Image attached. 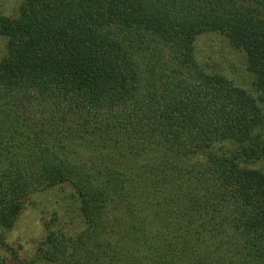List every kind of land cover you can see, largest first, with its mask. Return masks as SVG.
I'll list each match as a JSON object with an SVG mask.
<instances>
[{
	"label": "trees",
	"instance_id": "16d2710c",
	"mask_svg": "<svg viewBox=\"0 0 264 264\" xmlns=\"http://www.w3.org/2000/svg\"><path fill=\"white\" fill-rule=\"evenodd\" d=\"M0 37V264H264V0H22Z\"/></svg>",
	"mask_w": 264,
	"mask_h": 264
},
{
	"label": "rangeland",
	"instance_id": "374dc122",
	"mask_svg": "<svg viewBox=\"0 0 264 264\" xmlns=\"http://www.w3.org/2000/svg\"><path fill=\"white\" fill-rule=\"evenodd\" d=\"M22 0H0V12L14 15L17 11L18 5ZM5 45V39L0 37V55ZM196 46L200 51L199 56L201 61L209 64L211 70L220 71L227 77L231 78L235 84L243 86L250 90L251 76L246 70L244 57L241 53L233 49L228 41L220 35L203 36L196 41ZM205 48V49H204ZM49 195L47 198L46 195ZM54 190H47L46 192H40L38 199L41 201V214L39 221L42 222V218L49 214L46 212L49 204L54 199ZM34 205L28 201L25 207L22 209L18 220L14 227L7 233V241L13 246L19 256H26L36 248L37 240L34 237L28 238L26 244L23 247H19L20 235L26 234L30 230V222L33 212ZM39 212V211H38ZM40 215V213H39ZM41 216V215H40ZM0 253H4V250L0 249Z\"/></svg>",
	"mask_w": 264,
	"mask_h": 264
}]
</instances>
